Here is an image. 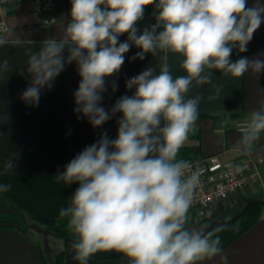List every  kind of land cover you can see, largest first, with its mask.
Instances as JSON below:
<instances>
[{
	"label": "clouds",
	"instance_id": "clouds-1",
	"mask_svg": "<svg viewBox=\"0 0 264 264\" xmlns=\"http://www.w3.org/2000/svg\"><path fill=\"white\" fill-rule=\"evenodd\" d=\"M148 6H153L154 22L141 28ZM67 16L61 35L28 48L26 64L18 70L4 59L0 75L29 78L20 99L38 107L42 92L75 63L78 118L100 129L119 114L115 138L102 132L55 174L58 183L78 185L59 210L73 237L72 260L89 264L97 252L115 251L128 264H200L221 254L218 235L188 223L201 173L178 153L194 131L202 99L188 93L212 84L214 70L232 77L264 74V53L231 58L234 50L248 51L264 24V0H70ZM8 43L0 35V46ZM132 47L139 49L132 60L159 55V71L148 65L128 78L125 87L132 94L106 109L104 94L109 86L117 90L114 78ZM169 55L180 58L185 75H173ZM213 89L209 100L222 90L214 84ZM262 134L264 107L249 114L236 150L247 153ZM19 157L17 151L10 153L0 175L12 172ZM11 187L0 183V193Z\"/></svg>",
	"mask_w": 264,
	"mask_h": 264
},
{
	"label": "crops",
	"instance_id": "crops-1",
	"mask_svg": "<svg viewBox=\"0 0 264 264\" xmlns=\"http://www.w3.org/2000/svg\"><path fill=\"white\" fill-rule=\"evenodd\" d=\"M58 5V21L51 27L42 26L31 0L6 13L8 26L4 35L9 43L0 46V62L8 59L13 69L18 70L26 64L28 48L39 47L44 39L61 35L69 19L70 0H58ZM152 11L153 6H148L141 28L154 22ZM126 39V35L120 38L121 42ZM247 48L245 53L234 50L232 60L241 56L253 58L258 53H264V24L254 33ZM138 51L132 47L126 54L122 69L114 78L118 84L117 90L112 92L109 86L104 94L103 105L106 109L110 110L120 96L132 94L125 87L128 78L139 74L148 65L157 67L159 71V55L151 57L148 54L144 60H132L131 57ZM261 58L264 59V56ZM168 63L174 76L185 75L179 66L178 56L169 55ZM79 80L75 63L68 65L57 77L54 87L42 92L39 106L32 107L20 99L29 78L16 72L0 75V172L10 153H20L17 167L12 172L0 175V183L12 186L10 191L0 193V264L51 263L38 237L28 230L32 224L53 229L66 220L59 217V210L67 206L68 198L78 185L58 183L55 174L63 172L64 166L99 139L102 132L106 131L111 138L116 137L119 114L102 128L94 129L86 118H78L74 113L73 93ZM213 84L222 90L217 99L209 100L208 96L214 94ZM196 95L202 97L198 120L194 131L179 150L178 158L191 160L198 156L220 154L224 161L253 158L261 159L262 163L257 181L250 182L248 190L241 194L239 203L216 202L207 209L205 219H194L189 215V225L208 224L219 218L230 220L243 200L253 198L264 201V134L247 153L242 154L235 147L242 135L240 125L246 122L253 110L264 107V74L246 73L242 77H232L214 70L212 84L190 89L188 96ZM121 256L122 253L115 251H100L92 257L111 260ZM200 264H264V210L253 227L222 249L221 254Z\"/></svg>",
	"mask_w": 264,
	"mask_h": 264
},
{
	"label": "built area",
	"instance_id": "built-area-1",
	"mask_svg": "<svg viewBox=\"0 0 264 264\" xmlns=\"http://www.w3.org/2000/svg\"><path fill=\"white\" fill-rule=\"evenodd\" d=\"M26 0H0V35L7 30L6 13L13 12ZM36 6L35 15L41 18L44 27H51L58 21V0H31ZM245 123L240 125L241 130ZM194 169L201 173V184L196 191L189 215L194 219H205L209 207L219 201L239 203L241 194L248 190L251 181H257L261 159L239 158L224 161L220 154L198 156L191 160ZM239 169V170H237Z\"/></svg>",
	"mask_w": 264,
	"mask_h": 264
},
{
	"label": "trees",
	"instance_id": "trees-1",
	"mask_svg": "<svg viewBox=\"0 0 264 264\" xmlns=\"http://www.w3.org/2000/svg\"><path fill=\"white\" fill-rule=\"evenodd\" d=\"M263 210L264 201H255V203L251 205L246 210V212L243 213L236 221H234L233 223L226 224L223 227L213 231L215 235H218L220 237L222 249L226 248L233 241L242 236L247 230L253 227L260 220ZM47 230L51 231L54 237L63 240L67 248L69 244L73 242L72 234L66 230V220L61 221L55 228ZM66 252L67 250L58 254L55 257L54 262H51L50 264H67ZM91 259L95 261L110 260L99 259L95 257H91Z\"/></svg>",
	"mask_w": 264,
	"mask_h": 264
},
{
	"label": "water",
	"instance_id": "water-1",
	"mask_svg": "<svg viewBox=\"0 0 264 264\" xmlns=\"http://www.w3.org/2000/svg\"><path fill=\"white\" fill-rule=\"evenodd\" d=\"M255 199L249 198L246 200H243L237 209V212L233 218L230 220H226L224 218H219L215 220L212 223L208 224H203V225H198V224H192L190 225L191 227L194 228H199V227H205L206 226V231L213 232L221 227H223L226 224L233 223L236 221L243 213L246 212V210L255 203ZM31 229L34 230L42 239L46 247H49V237L54 236L53 233L47 229H44L40 227L37 224H32ZM72 243L69 244L66 252V263L67 264H75V262L72 260V249H71ZM89 264H128V258L125 256H122L117 259L113 260H108V261H95L90 258Z\"/></svg>",
	"mask_w": 264,
	"mask_h": 264
},
{
	"label": "rangeland",
	"instance_id": "rangeland-1",
	"mask_svg": "<svg viewBox=\"0 0 264 264\" xmlns=\"http://www.w3.org/2000/svg\"><path fill=\"white\" fill-rule=\"evenodd\" d=\"M28 232L34 236H37L39 239V242L41 243L43 250L47 253L49 259L51 262H54L55 257L60 254L61 252L67 250V247L63 240L56 238L54 236L49 237V247H46L43 239L34 231V230H28Z\"/></svg>",
	"mask_w": 264,
	"mask_h": 264
}]
</instances>
